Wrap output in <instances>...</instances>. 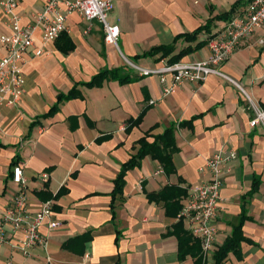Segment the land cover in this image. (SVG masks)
I'll list each match as a JSON object with an SVG mask.
<instances>
[{
	"label": "crops",
	"instance_id": "crops-1",
	"mask_svg": "<svg viewBox=\"0 0 264 264\" xmlns=\"http://www.w3.org/2000/svg\"><path fill=\"white\" fill-rule=\"evenodd\" d=\"M236 1L241 4L231 16L245 9L250 0H112L109 20L120 25L119 47L105 39L104 27L97 20L91 21L87 32L90 22L74 12L66 31L75 42L74 49L64 53L58 48V38L48 54L31 55L24 66L22 101L0 109V226L20 188L11 172L12 162L19 159L31 211L46 202L37 194L46 190L52 194L51 219L62 224L54 229L43 224L45 244L28 253L0 241V264H194L191 254L181 257L179 239L171 232L180 220L191 234L189 224L168 215L164 205L150 201L147 193L179 183L190 193L208 177L202 167L221 147L238 150L239 155L224 177L223 208L214 220L217 241L206 253L201 238L191 235L201 244L203 264H215V251L232 234L245 203L243 233L251 241H242L241 255L230 251L223 264H264V127L250 124L252 111L245 97L234 84L216 75L204 82L185 81L174 93L163 95L157 75L142 76L126 62L129 58L143 67L158 66L161 52L145 55L148 50L173 43L176 35L203 26L209 17L229 11ZM44 2L21 0L18 11L23 22L30 21ZM229 19L215 20L211 33L203 31L199 40L216 34ZM10 32L1 12L0 36ZM35 42L41 44L39 36ZM196 42L180 39L174 52ZM5 52L0 42V54ZM211 52L207 42L181 60H204ZM221 65L264 106V24ZM118 66L134 79L79 85L80 96L62 101L53 115L44 117L61 92H69L75 83L88 81L104 68ZM143 111L142 121L127 130L126 121ZM188 121L191 124H178ZM173 124L177 125L176 172L167 174L149 154L140 166L126 172L122 198L113 196L114 179L135 154L139 138L151 130L148 139L153 141ZM102 136L106 138L98 142ZM43 172L49 174L46 182L40 178ZM257 179L258 189L246 195ZM64 187L67 190L55 197ZM187 194L181 198V207ZM6 230L12 242L23 237V231L9 226ZM88 231L92 237L84 252L83 247L78 249L81 253L64 248L67 240ZM72 245L77 249L82 242Z\"/></svg>",
	"mask_w": 264,
	"mask_h": 264
},
{
	"label": "built area",
	"instance_id": "built-area-1",
	"mask_svg": "<svg viewBox=\"0 0 264 264\" xmlns=\"http://www.w3.org/2000/svg\"><path fill=\"white\" fill-rule=\"evenodd\" d=\"M20 2L21 0L0 1V13L5 15V24L11 28L10 33L0 36V42L6 47V52L0 54V109L18 105L22 101L25 93L24 66L31 55L42 56L50 52L49 46L63 32L69 30L68 19L74 12L90 22L87 32L92 27L91 21L97 20L104 27L105 39L119 47L120 25L109 20L113 9L112 0H45L43 8L26 23L18 11ZM263 24L264 0H250L245 9L231 16L226 25L209 39L208 44L212 52L208 58L171 63L165 57L156 67H143L129 58H126V62L142 76L157 75L162 83L163 95L174 93L185 81L204 82L211 75L227 79L245 97L248 108L252 111L250 124L264 127V106L255 100L237 79L230 77L221 65L243 40ZM36 36H39L40 45L35 42ZM150 102L155 103V100L151 99ZM238 155V150L221 147L209 156L202 167L208 177L187 194L180 209L179 218L189 224L193 236L201 238L206 253H209L217 241L218 229L214 220L223 208L224 196L221 192L224 177L231 171L230 164ZM11 172L13 181L20 188L2 215L0 241L11 242L17 249L28 253L38 244H45L46 237L40 229L43 224L47 223L49 229H54L60 226L62 221L51 219L54 215L52 200L44 202L36 211H31L22 164L14 165ZM40 178L46 182L49 174L43 172ZM7 226L13 231H23L19 242L11 241L7 235Z\"/></svg>",
	"mask_w": 264,
	"mask_h": 264
},
{
	"label": "trees",
	"instance_id": "trees-1",
	"mask_svg": "<svg viewBox=\"0 0 264 264\" xmlns=\"http://www.w3.org/2000/svg\"><path fill=\"white\" fill-rule=\"evenodd\" d=\"M241 4V1H236L232 4L231 9L225 13H220L215 16H211L206 20V23L199 28L188 31V33H182L175 36L173 43L160 45L158 47H154L146 52L145 55H156L161 52L160 60L162 58L167 57L168 61L174 63L175 61L181 60L184 55L193 52L194 50H198L202 48L209 39L213 37L214 34H210L208 38L203 40H199L198 35L203 31L211 33V28L214 25V21L217 19L227 20L231 17L233 12L236 10L238 5ZM180 39H184L187 42H194L197 41L194 45L189 44L186 47H183L175 53L176 44ZM58 41V48H60L64 53H68L72 51L75 47V42L69 37L67 32H63L60 36ZM119 80L122 83L130 82L134 77H131L130 74L124 72V68L118 66L116 68H104L102 71L94 74L88 81H82L75 83V86L69 92H61L58 95V101L54 104L51 109L44 115L47 117L49 115H53L56 112L61 104L62 101L75 98L76 96L81 95V90L79 85H86V86H99L102 85L104 80ZM145 111L139 114L137 117L130 118L126 121V129H130L134 125L139 124L143 117ZM39 118H37L38 120ZM36 123L33 121L32 126ZM179 126L183 124H191V121L188 122H179ZM177 128L176 124H173L167 127L162 134L155 135L154 140L150 141L148 137L152 135L151 130L147 131L144 136L139 138L138 147L134 155L124 162L121 166V171L118 176L114 179L115 187L112 191V195L119 194L122 198L123 189L125 186V175L129 169L135 168V166H140L142 160L148 156L149 154L157 159L160 163L162 169L167 173L171 174L176 172V167L174 166L173 157L175 152L178 151V146L176 143L175 138V130ZM107 136V135H106ZM106 136L98 137L97 141L101 142ZM20 160V159H19ZM19 160H14L12 162V167L16 165ZM260 181L259 179L254 181L253 187L251 191L246 194L251 196L254 191H256L259 187ZM47 185V183H46ZM66 187L60 189V191L55 195V197L62 194ZM37 194L43 198V200L48 201L52 198V194H48L46 190L37 191ZM187 194V188L181 186V184H167L159 191L147 193V197L150 201H155L157 203H162L165 207V211L168 215L179 217L180 209H181V198ZM246 204H242V212L238 219V224L233 226L232 234L225 240L224 244L219 247L217 251H215V264H223L226 256L229 254L230 251H234L238 256L241 255L240 246L242 241H251L250 238L246 237L243 233V224L244 220L247 218V208ZM176 237L179 239V253L181 257H184L188 254H191L195 261L194 264H203L204 258L203 253L201 252V244L197 238H193V236L184 229L183 224L179 220L176 224H174V229L171 231ZM92 237V231H88L85 233L80 234L70 240H67L64 244V248H69L73 251H78L79 253L85 251V244L86 241L90 240ZM82 242V246L77 247V249L72 245L74 243ZM83 249L81 252L78 250L80 248Z\"/></svg>",
	"mask_w": 264,
	"mask_h": 264
},
{
	"label": "rangeland",
	"instance_id": "rangeland-1",
	"mask_svg": "<svg viewBox=\"0 0 264 264\" xmlns=\"http://www.w3.org/2000/svg\"><path fill=\"white\" fill-rule=\"evenodd\" d=\"M96 22V21H95ZM127 65H128V63H127Z\"/></svg>",
	"mask_w": 264,
	"mask_h": 264
}]
</instances>
